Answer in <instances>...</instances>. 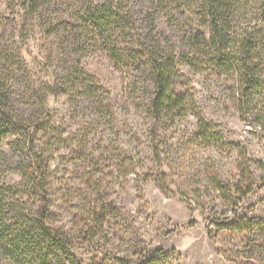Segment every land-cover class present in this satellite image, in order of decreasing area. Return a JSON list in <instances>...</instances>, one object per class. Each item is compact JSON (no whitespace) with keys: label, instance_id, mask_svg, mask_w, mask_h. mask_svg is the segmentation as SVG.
<instances>
[{"label":"rangeland","instance_id":"374dc122","mask_svg":"<svg viewBox=\"0 0 264 264\" xmlns=\"http://www.w3.org/2000/svg\"><path fill=\"white\" fill-rule=\"evenodd\" d=\"M0 8V16L17 20L0 32V41L16 50L12 85L23 95L51 86L46 115L67 138L80 121L65 92L72 85L59 86L68 67L54 52L63 48L60 36L66 33H41L14 3L0 0ZM56 14L69 20L66 13ZM78 66L105 88L116 114L113 122H99L100 137L89 151L63 153L52 162V201L60 223L73 234L79 260L143 264L163 249L174 264H264V230L258 224L264 222V135L225 102L223 86L183 67L182 83L192 88L197 107L159 128L145 108L152 89H131L128 74L99 47L81 52ZM203 126L213 134L212 145L198 138ZM159 143L160 159L154 151ZM243 152L252 162L246 198L238 168ZM217 184L226 189L219 191Z\"/></svg>","mask_w":264,"mask_h":264},{"label":"trees","instance_id":"16d2710c","mask_svg":"<svg viewBox=\"0 0 264 264\" xmlns=\"http://www.w3.org/2000/svg\"><path fill=\"white\" fill-rule=\"evenodd\" d=\"M6 1L18 5L24 21L41 33H66L60 36L63 48L54 54L68 67L59 86L72 85L65 92L80 123L64 138L58 122L46 115L51 86L29 95L16 91L11 69L16 50L0 41V264H83L74 253L71 230L55 211L52 162L63 153L89 151L100 137L99 122H113L116 114L105 88L84 68L78 70L81 52L99 47L128 74L131 89H152L145 108L156 127L196 109L195 93L182 83L187 67L221 84L225 102L264 135V0ZM60 12L69 20H59ZM1 16L0 32L17 24L16 18ZM212 136L203 126L198 138L212 145ZM163 146L154 149L159 159ZM240 158L246 198L252 162L245 152ZM68 193L66 185L64 197ZM258 224L264 230V222ZM144 259L143 264H174L163 249Z\"/></svg>","mask_w":264,"mask_h":264}]
</instances>
